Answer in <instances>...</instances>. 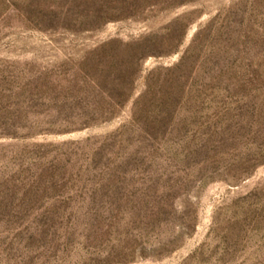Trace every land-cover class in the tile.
Segmentation results:
<instances>
[{
    "label": "rangeland",
    "instance_id": "1",
    "mask_svg": "<svg viewBox=\"0 0 264 264\" xmlns=\"http://www.w3.org/2000/svg\"><path fill=\"white\" fill-rule=\"evenodd\" d=\"M0 264H264V0H0Z\"/></svg>",
    "mask_w": 264,
    "mask_h": 264
}]
</instances>
